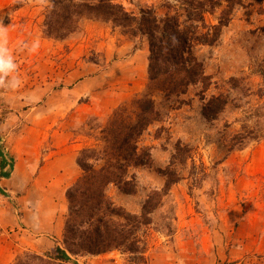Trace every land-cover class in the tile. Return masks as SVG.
Returning <instances> with one entry per match:
<instances>
[{
	"label": "rangeland",
	"instance_id": "1",
	"mask_svg": "<svg viewBox=\"0 0 264 264\" xmlns=\"http://www.w3.org/2000/svg\"><path fill=\"white\" fill-rule=\"evenodd\" d=\"M116 1L135 13L153 8L159 17L180 6V0ZM50 5L0 0L10 47L21 40L40 43L35 53L16 52L22 86L0 88V144L15 157L11 177L0 179V264H13L26 250L50 253L64 246L66 191L82 173L73 156L96 144L93 118L104 123L116 107L147 92L146 36L86 16L77 31L59 38L45 30ZM221 10L206 13V22L217 23ZM193 51L211 84H192L169 98L155 92L161 115L139 140L150 147L151 163L130 168L135 192L107 187L116 205L141 214L151 191L166 185L164 173L179 175L139 231L144 258L114 249L72 254L68 264H264V0L237 4L218 41ZM213 94L228 103L208 118L203 106ZM244 130L260 137L231 151L223 147Z\"/></svg>",
	"mask_w": 264,
	"mask_h": 264
},
{
	"label": "trees",
	"instance_id": "2",
	"mask_svg": "<svg viewBox=\"0 0 264 264\" xmlns=\"http://www.w3.org/2000/svg\"><path fill=\"white\" fill-rule=\"evenodd\" d=\"M50 1L44 21L48 34L66 38L78 30L82 18L94 16L113 21L134 36H146L150 49L148 86L147 92L137 95L131 104L116 107L104 123L93 118L96 123L91 124V129L96 131L97 142L79 150L76 162L82 173L66 191L69 212L64 246L56 245L50 253L26 250L13 264H68L72 254H100L114 249L143 259L146 244L139 231L152 222L150 213L180 177L175 171L165 172L166 185L151 191L141 214L116 205L107 187L114 183L124 193L135 192L137 183L130 168L152 161L150 147L141 146L139 140L147 127L160 118L155 92L169 98L186 92L192 84L208 88L211 77L194 54V47L215 44L222 28L230 22L233 8L243 0H180L175 13L163 17L153 8H141L135 13L116 0ZM218 7H222L218 22L207 23L206 13L213 14ZM202 98H206L204 94ZM227 103L222 94H213L204 103L203 113L216 118ZM258 137L254 130L238 131L222 145L231 151ZM178 149L184 151L182 147ZM14 163L15 157L0 144V179L11 177Z\"/></svg>",
	"mask_w": 264,
	"mask_h": 264
},
{
	"label": "clouds",
	"instance_id": "3",
	"mask_svg": "<svg viewBox=\"0 0 264 264\" xmlns=\"http://www.w3.org/2000/svg\"><path fill=\"white\" fill-rule=\"evenodd\" d=\"M40 47L38 39L21 40L16 49L10 47L9 29L0 24V88L15 91L22 86V77L19 72L17 50L35 53Z\"/></svg>",
	"mask_w": 264,
	"mask_h": 264
},
{
	"label": "crops",
	"instance_id": "4",
	"mask_svg": "<svg viewBox=\"0 0 264 264\" xmlns=\"http://www.w3.org/2000/svg\"><path fill=\"white\" fill-rule=\"evenodd\" d=\"M75 148H77V149L80 148V144H77V145L75 144ZM78 150H79V149H78ZM75 155H76V153H75L74 156H73V161L76 160V158H75L76 156H75ZM63 159H64V158H63ZM63 159H62V160H63ZM75 169H76V171L80 170V169L77 168V167H75ZM66 170L69 171V168L64 169V171H66ZM59 171H62V169H60ZM58 235H59V234H58ZM59 236H60V235H59ZM55 239H56V238H55Z\"/></svg>",
	"mask_w": 264,
	"mask_h": 264
}]
</instances>
